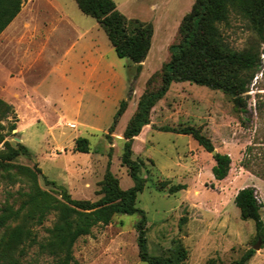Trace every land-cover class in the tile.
Segmentation results:
<instances>
[{"label":"rangeland","instance_id":"obj_1","mask_svg":"<svg viewBox=\"0 0 264 264\" xmlns=\"http://www.w3.org/2000/svg\"><path fill=\"white\" fill-rule=\"evenodd\" d=\"M113 1L127 19L152 25L151 46L139 71L128 59L116 56L102 28L81 13L74 0H32L7 32V42L0 43L4 46L0 83L11 75V87L19 96L18 111L14 109L13 115L0 121L4 126L0 137L13 146L27 147L29 157L19 156L16 163L37 165L42 189H56L47 183L52 181L76 200L100 197L107 166L122 189L133 185L120 163L121 133L147 81L152 78V89L159 85L161 68L170 58L169 46L178 42L179 24L195 0ZM220 30L236 51L253 39L247 21L234 13ZM260 59L259 70L244 94L247 113L242 124V114L234 111L228 95L188 82L172 83L152 108L150 120L157 123V131L143 136L145 143L135 142L131 157L143 163L139 175L146 181L136 207L147 218L150 255H163L181 244L187 251L184 264H207L210 259L230 264L257 243L253 222L239 217L233 199L247 178L254 176L240 166L245 146L253 138L264 141V59ZM26 97H31V107L24 105ZM121 101L126 108L109 134ZM162 127L198 129L211 140L215 152L230 157L228 178L214 180L211 154L191 136L159 131ZM77 137L88 139V153L74 151ZM177 184L186 189L170 193L169 188ZM19 186L0 181V205L6 193ZM256 198L264 204L258 193ZM260 215L264 223V207ZM138 219L136 213L120 214L108 225L95 226L89 235L76 240L73 257L79 264H147L138 257ZM53 220L49 215L36 228L40 236ZM260 246L246 264H264ZM20 264L55 262L32 248Z\"/></svg>","mask_w":264,"mask_h":264},{"label":"trees","instance_id":"obj_2","mask_svg":"<svg viewBox=\"0 0 264 264\" xmlns=\"http://www.w3.org/2000/svg\"><path fill=\"white\" fill-rule=\"evenodd\" d=\"M25 0H0V34L17 16ZM81 13L93 18L104 31L106 38L118 58H126L139 71L151 46L153 28L150 23L127 19L113 0H74ZM234 13L248 23L253 39L240 51L231 49L220 30ZM178 42L169 46L170 58L163 64L159 85L150 88L152 78L140 95L134 112L122 133L120 163L126 167L133 185L122 189L118 178L107 166L100 182L99 195L95 201L71 198L65 188L44 190L38 183L41 175L37 165L32 167L16 163L19 156L29 157L26 146H14L0 137V181L9 186L19 184L14 192H7L0 205V264H20L28 252L35 248L40 255L51 257L55 264H79L72 255L76 240L91 233L98 225H108L115 215L137 214L135 224L138 257L147 264H184L186 249L181 245L163 255H150L147 249L145 212L136 207L137 195L143 190L145 178L140 177L143 163L133 160V140L141 129L149 125L151 110L163 98L172 83L188 82L211 90H219L231 99L233 109L242 124L246 115L244 94L259 70L264 59V0H195L190 11L184 15L178 27ZM126 108L121 101L108 133H113L118 117ZM12 106L0 98V121L13 115ZM10 130L15 127L11 125ZM4 126L0 123V133ZM162 132L189 135L203 150H214L209 138L198 129L162 127ZM1 135V134H0ZM109 137V136H108ZM74 151L88 153V139L77 137ZM211 173L216 181L223 180L230 169L231 159L227 154L216 152L213 156ZM240 166L264 181V141L253 138L245 146ZM184 184L169 188L170 193L185 190ZM233 203L242 220H251L254 237L264 248V223L261 209L264 207L256 198L253 187L239 189ZM49 215L54 216L52 225L40 236L37 227H42ZM254 255L253 248L246 250L239 259L230 264H246ZM207 264H223L208 260Z\"/></svg>","mask_w":264,"mask_h":264},{"label":"crops","instance_id":"obj_3","mask_svg":"<svg viewBox=\"0 0 264 264\" xmlns=\"http://www.w3.org/2000/svg\"><path fill=\"white\" fill-rule=\"evenodd\" d=\"M29 2H32V0H25L23 2V5L21 6V9H20L19 13L17 14V16L9 23V25L0 34V37H1L0 43L2 41H3L4 44L7 42V36H6L7 35V32L20 19V16L23 14L26 4H28ZM2 47H4V46H2ZM2 47L0 46V50H1ZM0 71H1V68H0ZM10 77H11V75L9 76L8 81L3 82V83H0V98L2 100H4L6 103L10 104L12 106L13 110L15 109V111L17 112L18 111V106L16 104V98L19 99V96L16 93H14L15 91L11 87L12 86L13 79L10 78ZM24 101L25 102H23V103H24V105L27 108L28 107H31V104H30L32 102L31 97H29V98L26 97V99ZM155 126H157V123L154 120L151 119L149 125L144 126L141 129V131L138 134V136H136L134 138L133 144L135 142L140 141V140H142L145 143V140L146 139L143 140L142 137L143 136L146 137L147 134L152 133L154 131H157V130H155ZM250 177H251L250 179L247 178V181H246L247 184L245 186H242L241 188H244V187H253L255 189V194L258 193L259 194V197L261 198L262 202L264 203V181L261 180V179H259V178H257V177H255V176H250ZM227 178H228V175H227V177H225L221 181L223 182ZM260 214H261V212H260Z\"/></svg>","mask_w":264,"mask_h":264},{"label":"water","instance_id":"obj_4","mask_svg":"<svg viewBox=\"0 0 264 264\" xmlns=\"http://www.w3.org/2000/svg\"><path fill=\"white\" fill-rule=\"evenodd\" d=\"M16 140L19 141V139H16ZM215 153H216L215 150H213L210 154H211V156H213ZM259 244H260L259 241H257V243L253 246V250L258 249Z\"/></svg>","mask_w":264,"mask_h":264},{"label":"built area","instance_id":"obj_5","mask_svg":"<svg viewBox=\"0 0 264 264\" xmlns=\"http://www.w3.org/2000/svg\"><path fill=\"white\" fill-rule=\"evenodd\" d=\"M258 200V199H257Z\"/></svg>","mask_w":264,"mask_h":264}]
</instances>
